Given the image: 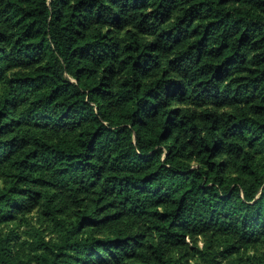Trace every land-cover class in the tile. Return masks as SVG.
Wrapping results in <instances>:
<instances>
[{
    "label": "trees",
    "instance_id": "1",
    "mask_svg": "<svg viewBox=\"0 0 264 264\" xmlns=\"http://www.w3.org/2000/svg\"><path fill=\"white\" fill-rule=\"evenodd\" d=\"M0 264H264V0H0Z\"/></svg>",
    "mask_w": 264,
    "mask_h": 264
}]
</instances>
